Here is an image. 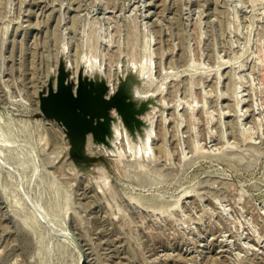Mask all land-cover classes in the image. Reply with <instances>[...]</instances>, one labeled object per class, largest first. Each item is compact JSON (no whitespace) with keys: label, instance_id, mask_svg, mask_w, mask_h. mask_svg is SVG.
<instances>
[{"label":"rangeland","instance_id":"rangeland-1","mask_svg":"<svg viewBox=\"0 0 264 264\" xmlns=\"http://www.w3.org/2000/svg\"><path fill=\"white\" fill-rule=\"evenodd\" d=\"M0 264H264V0H0Z\"/></svg>","mask_w":264,"mask_h":264},{"label":"water","instance_id":"water-1","mask_svg":"<svg viewBox=\"0 0 264 264\" xmlns=\"http://www.w3.org/2000/svg\"><path fill=\"white\" fill-rule=\"evenodd\" d=\"M92 93L84 86L74 90L61 78L54 89L40 97V110L45 118L55 120L72 129L87 114L86 105L92 101ZM138 113L137 110L134 111ZM138 122V121H137Z\"/></svg>","mask_w":264,"mask_h":264},{"label":"bare ground","instance_id":"bare-ground-1","mask_svg":"<svg viewBox=\"0 0 264 264\" xmlns=\"http://www.w3.org/2000/svg\"><path fill=\"white\" fill-rule=\"evenodd\" d=\"M146 4H147V3H146ZM149 5H150V4H149ZM145 6H146V5H145ZM143 7H144V5H143ZM149 7H150V6H149ZM142 10H143V9H142ZM89 62H91V61H89ZM147 63H149V62H147ZM88 64H89V63H88ZM91 64H92V63H91ZM145 64H146V63H145ZM147 65H148V64H147ZM89 66H91V65L89 64ZM141 66L144 67V64L141 65ZM141 66H140L139 68H141ZM145 66H146V65H145ZM66 67H67V64H66ZM148 67H150V66H148ZM90 68H91V67H90ZM71 69H72V68H71ZM86 69H87V68H86ZM88 69H89V67H88ZM142 69H146V67H144V68H142ZM148 69H149V68H148ZM74 70H75V68H74ZM140 70H141V69H140ZM71 71H72V70H71ZM84 71H85V70H84ZM96 71H97V70H96ZM142 71H143V70H142ZM146 71H148V70L146 69ZM146 71H145V72H146ZM73 72H74V71H73ZM87 73H88V72H87ZM143 73H144V72H143ZM106 74H107V73H106ZM111 75H112V74H111ZM111 75H107V76H109V78H110ZM124 75H125V74H124ZM145 75H146V74H145ZM98 76H99V75H98ZM104 76H105V75H104ZM88 77H89V76H88ZM122 77H123V76H122ZM99 78H100V77H99ZM101 78H102V77H101ZM112 78H113V77H112ZM114 78H117V77H114ZM106 79H107V78H106ZM116 80H117V79H116ZM107 81H108V80H107ZM114 81H115V79H114ZM108 82H109V81H108ZM110 82H111V80H110ZM66 83H67V82H66ZM107 84H108V83H107ZM111 85H112V84H111ZM115 86H116V85H115ZM55 88H56V85L54 86V89H55ZM112 88L114 89V87H112ZM73 89H74V92H75L76 89H75V88H73ZM113 89H112V90H113ZM109 90H110V89H109ZM113 91H115V90H113ZM109 92H111V91H108V93H109ZM111 93H112V92H111ZM160 99H161V98H160ZM143 100H145V97H143V96L140 97V98H138V102L136 103V106H135V109H136L138 112H140L141 109L143 108V105H144ZM157 100H158V99H157ZM161 100H162V99H161ZM163 100H164V98H163ZM237 103H238V101H237ZM183 104H184V103H182V105H183ZM179 106H180V104H179ZM156 108H157V107H156ZM181 108H182V107H181ZM157 109H159V108H157ZM178 109H179V108H178ZM153 110H155V109H153ZM153 110H152V111H153ZM180 110H181V109H180ZM178 111H179V110H178ZM149 112H150V117H151V116H152V114H151L152 112H151V111H149ZM149 112H148V113H149ZM154 112H155V111H154ZM148 113H147V114H148ZM157 113H158V112H157ZM160 113H162V112H160ZM160 113H159V114H160ZM147 114H146V112H145V115H144V116L146 117ZM154 114H155V113H153V115H154ZM155 115H156V114H155ZM161 115H162V114H161ZM148 116H149V115H148ZM152 118H154V117H152ZM156 118H157V117H156ZM167 118H169V117H167ZM148 119H149V117H148ZM150 119H151V118H150ZM154 119H155V118H154ZM119 121H120V120H119ZM178 124H180V123H178ZM119 126H121L120 123H119ZM179 126H180V125H179ZM179 126H178V127H179ZM143 127H144L143 122H142V123H141V122H134L132 125L127 126L125 129H126L127 133L131 134V131H132V130H135L136 132H141V131L143 130ZM122 129H123V128H122ZM122 129H121V130H122ZM152 129H153V128H152ZM119 131H120V129H119ZM124 131H125V130H124ZM151 132H152V131H151ZM118 133H119V132H118ZM120 133H121V132H120ZM120 133H119V134H120ZM148 133H149V132H148ZM149 134H151V133H149ZM125 135H126V134H125ZM151 135H152V134H151ZM121 137H122V136H121ZM127 137H128V136H127ZM127 137H125V138L122 137V138H123V139H126ZM145 137H146V136H145ZM151 137H152V136H151ZM89 138H90V137H89ZM122 138H121V139H122ZM118 139H119V137H118ZM150 139H151V138H150ZM150 139H149V140H150ZM89 140H90V139H89ZM89 140H88V142H89ZM138 140H139V139H138ZM146 140H147V139H146ZM127 141L129 142L128 138H127ZM139 142H140V141H139ZM147 142H148V140H147ZM147 142H146V143H147ZM149 142H150V141H149ZM90 143H91V142H90ZM152 143H153V142H152ZM87 144H88V143H87ZM112 144H113V143H112ZM125 144H127V143H125ZM140 144H141V143H140ZM94 145H95V144H94ZM130 145H131V144H130ZM138 145H139V144H138ZM100 146H101V145H100ZM152 146H153V145H152ZM152 146H151V147H152ZM91 147H92V146H90V148H91ZM94 147H96V146H94ZM128 147H129V146H128ZM141 147H142V146H141ZM145 147H147V145H146ZM98 148H99V147H98ZM98 148H97V149H98ZM136 148H137V147H136ZM139 148H140V147H139ZM147 148H148V147H147ZM88 149H89V148H88ZM93 149H94V148H93ZM93 149H92V150H93ZM104 149H105V148H104ZM129 149H133V148H129ZM142 149L145 150L146 148H141V149H139V150L142 151ZM149 149H150V151H148V154H151V153H149V152H151V150H153V149H151V148H149ZM98 150H99V149H98ZM139 150H138V151H139ZM144 150H143V151H144ZM146 150H147V149H146ZM93 151H94V150H93ZM95 151H96V150H95ZM107 151H108V150H107ZM109 152H111V151H109ZM109 152H108V153H109ZM145 152H146V151H145ZM90 153H91V152H90ZM97 153H98V152H97ZM97 153H96V154H97ZM101 153H103V152H101ZM106 153H107V152H106ZM106 153H105V154H106ZM140 153H141V152H140ZM92 154H93V153H92ZM144 154H145V153H144ZM148 154H147V155H148ZM106 155H107V154H106ZM111 155H113L112 152H111ZM142 156H143V153H142ZM150 156H152V154H151Z\"/></svg>","mask_w":264,"mask_h":264}]
</instances>
